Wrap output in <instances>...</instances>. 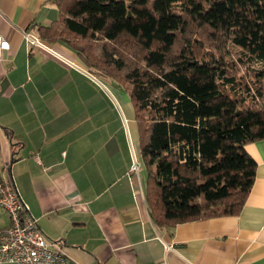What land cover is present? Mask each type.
<instances>
[{"label":"crops","instance_id":"obj_1","mask_svg":"<svg viewBox=\"0 0 264 264\" xmlns=\"http://www.w3.org/2000/svg\"><path fill=\"white\" fill-rule=\"evenodd\" d=\"M53 1L0 0L9 43L0 59V176L8 167L42 233L76 264H264V140L244 148L256 171L237 216L155 226L131 172L132 158L140 171L138 135L123 93L104 86L127 133L72 49L24 39L57 19ZM9 225L0 208V230Z\"/></svg>","mask_w":264,"mask_h":264},{"label":"trees","instance_id":"obj_2","mask_svg":"<svg viewBox=\"0 0 264 264\" xmlns=\"http://www.w3.org/2000/svg\"><path fill=\"white\" fill-rule=\"evenodd\" d=\"M38 26L125 87L155 226L237 216L264 140V0H54Z\"/></svg>","mask_w":264,"mask_h":264},{"label":"built area","instance_id":"obj_3","mask_svg":"<svg viewBox=\"0 0 264 264\" xmlns=\"http://www.w3.org/2000/svg\"><path fill=\"white\" fill-rule=\"evenodd\" d=\"M3 18L0 12V19ZM25 41L49 52L51 49L29 32H22ZM9 50L8 41L0 35V59ZM133 170L138 171L135 165ZM0 208L8 215L10 225L0 230V264H76L64 252L61 243L47 238L20 198L13 180L4 167L0 176ZM168 245L165 251H171Z\"/></svg>","mask_w":264,"mask_h":264},{"label":"rangeland","instance_id":"obj_4","mask_svg":"<svg viewBox=\"0 0 264 264\" xmlns=\"http://www.w3.org/2000/svg\"><path fill=\"white\" fill-rule=\"evenodd\" d=\"M89 73H90V74H94L92 71H89ZM95 76H96V78L99 79L100 82H102L103 84H98V83H97L98 81H97V82L93 81L94 84H96V85L100 88V91L103 92V94H105L106 96H108L109 101L113 103L112 106H113V108H114V118L116 117V120H117V121L115 122V129L117 128V129H118V132H121V131H122V127H123L125 133H127V128H126V126H127V124H128V126H129V122H127V120H126L125 112L122 111V109H121V107H120L119 104H117L116 102H114V101L110 98L109 94H108L107 91L104 89V86L111 87L112 89H113V87H114V88L118 89L121 93H123V95H124V105H125L126 103H128V104L130 105V107H129V112H130L131 116L134 117V109H133V107H132V104H131V101H130L129 95H128L127 91L125 90V87H123V86L117 84V83L114 82V81H111V80L105 79V78L100 77V76H98V75H95ZM103 80H104V81H103ZM105 80L108 81L109 83H106ZM101 85H103L102 88H101ZM99 94H101V93L99 92ZM134 122H135V120H134ZM135 126H136V128H137L136 122H135ZM130 129H131V128H130ZM130 129H129V132L132 133V130L130 131ZM137 135H138V128H137ZM137 142H138V140H137ZM137 145H138V144H137ZM137 150H138V146H137ZM138 159H139L140 171H139V170H138V171H137V170H133L134 166L136 165V166L138 167V165H137V163H133V158H132L131 172L134 173V174H136V175L139 173V174H140V180L143 182V185H144L145 180H146V171H145L144 166H143L142 163L140 162V156L138 157ZM135 162H136V161H135Z\"/></svg>","mask_w":264,"mask_h":264}]
</instances>
